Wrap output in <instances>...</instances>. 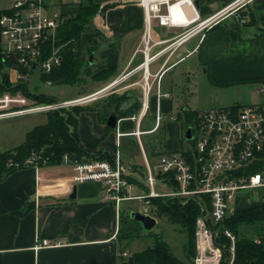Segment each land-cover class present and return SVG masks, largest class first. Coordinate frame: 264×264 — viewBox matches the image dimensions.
I'll use <instances>...</instances> for the list:
<instances>
[{
    "label": "crops",
    "instance_id": "0c3cea01",
    "mask_svg": "<svg viewBox=\"0 0 264 264\" xmlns=\"http://www.w3.org/2000/svg\"><path fill=\"white\" fill-rule=\"evenodd\" d=\"M82 1L85 5L89 3V0ZM195 1H200V7L203 3L209 8L212 16L236 0ZM93 2L113 7L100 11L94 18V29L82 36L83 51L98 41L96 73L111 68L115 71L101 80H88L85 85L93 82L92 87L79 97L117 82L109 94L84 106L98 110L107 97L127 94L126 101L131 102L126 105L123 101L121 110L131 109L136 97L142 108L146 22L141 0ZM248 6L259 25L264 27V0H254ZM233 12L235 10L221 20V28L209 29L203 35H194L189 29L160 26L154 34L151 27L149 56L156 58L148 66L152 91L148 97V114L141 123L143 132H147L143 129L145 119L151 116L155 120L159 109L163 114V125L179 98L174 90H184V84L195 73H200L203 83L211 91L242 90L239 101L244 91H258L264 85V36L259 35L256 27H230L229 17ZM213 98L212 95L205 99L213 101ZM182 101V111L193 110L184 97ZM97 110L80 114L83 118L79 117L78 133L83 147L90 152L106 151L114 156L120 151L124 162H128L133 154L124 153L122 147L127 138L138 139L133 135L138 121L120 118L113 110L119 121L116 129L108 131L107 122L102 121ZM200 111L203 110L195 112ZM125 122H131L135 128L124 130ZM170 132L172 139L167 142V147L171 145V148L163 154L183 150L180 131L172 129ZM119 134L122 135L120 138ZM126 164L134 173L139 171L134 165ZM74 174V164L65 160L59 166L18 170L0 182V264H122V245L117 238L120 214L106 197L102 183H76Z\"/></svg>",
    "mask_w": 264,
    "mask_h": 264
},
{
    "label": "built area",
    "instance_id": "2783aa9c",
    "mask_svg": "<svg viewBox=\"0 0 264 264\" xmlns=\"http://www.w3.org/2000/svg\"><path fill=\"white\" fill-rule=\"evenodd\" d=\"M68 1L19 0L12 8L0 11V121L37 114L46 115L85 105L98 100L116 86L117 82H114L85 97L45 104L26 97L21 90H13L19 83L35 75L36 71L47 75L61 65L62 59L57 48H53L48 58L43 57L45 46L54 44L57 31L66 20L62 10ZM252 1L254 0H236L220 12L203 18L195 0H141L146 22L145 63L142 65L145 66V100L140 112L131 117L138 121L134 136L141 140L146 133L141 129V123L148 114V97L152 91L148 66L156 58L149 56L152 50L153 21H157L161 28L189 29L194 35H203L220 23L230 11L236 12ZM14 71L18 72V76H14L15 82L12 76ZM45 84L48 87L53 85L51 81ZM260 91L264 94V85L260 87ZM162 121L163 114L159 109L155 115V126L149 133L157 131ZM192 135L195 144L191 152L192 158H187L184 151L165 153L160 157L159 166L156 168L150 165L140 141L147 166L146 184L143 185L148 192L144 196L131 194L138 188L130 181V178H134V170L124 162L120 151L116 153L113 162L92 160L74 163L73 180L76 183H102L106 197L119 214L123 205L128 202H142L145 206L143 214L152 216L151 198L177 197L185 203L191 198L209 195L211 209L202 204V214L196 222V256L192 264H235L238 238L222 225L235 212L239 196L250 192L264 193V169L251 174L245 171L255 163L264 162V103L242 106L239 109L228 107L200 111ZM121 136L119 134V138ZM66 160L70 161L68 158ZM30 162L34 164V168H39L35 159ZM159 174L172 177L161 180L158 178ZM172 180L177 187L171 193L157 191L158 184L172 185ZM252 198L251 201L259 199ZM220 237L225 242L220 241ZM257 243L260 241L257 240ZM122 256L129 257L130 253L126 251Z\"/></svg>",
    "mask_w": 264,
    "mask_h": 264
},
{
    "label": "trees",
    "instance_id": "16d2710c",
    "mask_svg": "<svg viewBox=\"0 0 264 264\" xmlns=\"http://www.w3.org/2000/svg\"><path fill=\"white\" fill-rule=\"evenodd\" d=\"M248 5L246 4L238 10L243 17L239 18V20L233 18L230 21V27L236 29L256 27L259 35L264 36V27L259 25L255 13ZM111 7L113 6H101L93 2V0H89L86 5L81 0H69L63 6L62 15L66 17V20L57 31L54 44L50 43L45 46V55L43 57L48 58L52 54L53 48H57L59 49L62 62L50 74L41 75L44 83L51 81L53 85L74 86L86 84L87 80H101L113 74L115 71L113 68L102 69L101 72L96 73V64L94 61L92 64L90 63L91 55L94 56L93 60H95V55L99 50L98 41H95L86 51H83L82 47V36L92 32L94 29V18L100 11H106ZM200 13L203 18H207V15L211 16L209 8L203 3L200 7ZM221 23L222 21L213 28H221ZM13 90H21L26 97L34 99L38 103L58 102L39 90L33 89L31 87V77L19 83ZM127 98V94L111 96L107 99L108 102L105 107L98 110L94 109V107L80 105L46 114V122L28 132L25 141L19 147L0 153V179L5 180L18 170L34 167V164L32 165L30 162L32 159H35V164L38 167L62 165L66 158L70 156H75L78 163L92 160L113 162L115 156L109 152H90L83 147L78 133L79 117L82 112L97 110L102 121L106 123L112 111L115 110L120 118H131L140 112L141 103L136 97L132 103V108L121 112V104ZM241 107L238 104L232 106L233 109ZM198 114L199 112L190 110H183L182 113H179L178 120L185 119L190 124L189 127L184 128L182 123L185 132L188 128H191L192 133H194L198 122ZM106 128L108 131L112 130L107 126ZM162 133L165 136L162 124L157 131L152 133L157 135L156 146H162L164 143V136L160 138ZM189 143H192L193 149L194 142L190 141ZM132 144L126 143L122 147L123 152L134 154ZM127 145L128 147H126ZM192 149L183 148L182 150L189 159L192 158ZM164 154L157 151L151 156L161 157ZM70 162L73 163L72 161ZM263 169L264 162H258L246 168L245 171L251 174ZM170 177L172 176L158 175L161 180H166ZM130 181L136 184L138 188L148 192V189L141 182L134 178H130ZM171 182L172 188H176V182L174 180ZM252 196L253 192L239 196L236 200L235 212L222 225V227L231 230L238 238L235 264H264V193L261 192L259 199L256 201H251ZM202 204L211 209V197L209 195H200L189 199L185 203L177 197L165 196L150 199V214L156 219H166L170 224L179 227L181 233L185 235L184 260L179 259L174 254L162 234L153 235L154 241L149 248L132 255L130 254L129 257H123L122 254L127 250L123 243L131 242L138 237L140 229L136 225L138 223L131 218L132 212L128 215L121 212L120 228L117 236L118 241L122 245L120 250L121 263L130 264V257H133V264H192L196 256V222L202 214ZM219 240L225 242L223 237H220ZM257 240L260 243H257Z\"/></svg>",
    "mask_w": 264,
    "mask_h": 264
},
{
    "label": "rangeland",
    "instance_id": "374dc122",
    "mask_svg": "<svg viewBox=\"0 0 264 264\" xmlns=\"http://www.w3.org/2000/svg\"><path fill=\"white\" fill-rule=\"evenodd\" d=\"M17 1L19 0H0V11H5L12 8L13 4ZM74 1H80V0H74ZM242 17L243 16L241 15V12L239 13L237 10L236 12H233L232 15L229 17L230 18L229 23H231L230 21H232L233 18L239 20V18ZM157 26L159 27L157 21L154 20L152 23L154 34ZM184 30L188 31L187 29ZM93 61L95 63V60ZM204 71L205 69H203V72ZM41 75L42 74L39 70L35 72V75L31 77V87L33 89L39 90L48 97L54 98L57 101H66L77 98L84 94V90L92 87V83H93L90 82V85L87 86L85 84L74 85V86L56 84V85H52L51 87H48L41 79ZM199 75L200 73L199 74L195 73L190 79H188V81H186V83L184 84V90L180 92H176V90H174L175 92L174 94L177 95V97L179 98L177 101H175L172 113L166 115L165 121L163 122L165 136L162 133L161 134L162 136L160 138H163L164 136L165 139L162 146L161 145L156 146L157 143L155 141L157 135L149 133L155 124V120L151 116H148L144 121L143 129H145V131L147 132L146 135H143L141 140L136 139L134 137H129L126 139L127 143H133L132 145L134 148V152H133L134 154L128 159V162L126 161V163H130L131 165H134L135 167L138 168L139 171L137 173H133L132 176L142 184H146L147 166H146V159L142 153L141 144L143 148H145L147 151L146 153L147 159L150 162L152 168H156L159 166L160 158L153 157L151 156V154H154L157 151L165 152L171 148V145H168L167 147V142H169V140L172 139V135L170 134L171 133L170 131H172V129H175L178 132L180 131L179 134L182 139V147L185 149H192V143H189L185 140V131L182 127V123L184 125V128L189 127L190 124L185 119H182L181 121L178 120L179 113H182V104H183L182 97L185 98V102L190 104V107L193 109L192 110L193 112L198 111L200 109L205 111L210 109L228 108L236 104L241 106H252L264 102V94L261 93L260 89L258 91L255 90L244 91V95L239 98L240 99L239 101L238 97L239 94L243 92L242 90L229 89L224 91H214V90L211 91L205 86L201 78L202 76ZM12 76L15 82L16 78L14 79V76L15 77L18 76V72L14 71L12 73ZM212 95L215 98V99L213 98V101L212 99L210 100L205 99L206 97L210 98ZM217 96H219V99H217ZM107 98L102 103L101 106L102 109L105 107V105L108 102ZM130 102L131 101H126V99L124 100V103L126 105H129ZM128 110L129 109H122L121 111L124 112ZM82 118L83 117H81V119ZM45 122H46L45 114H37V115L12 118V119H6L0 121V153L9 150H14L17 148V146L19 147L25 141L26 134L28 132L33 130L36 126L44 124ZM170 125H173V128ZM134 126L135 125H133L131 122H125L123 124L124 130L126 131H132L135 128ZM126 147H128V145ZM156 189L158 192L163 194L171 193L173 191L172 186L169 184H165V185L158 184L156 186ZM131 194L134 196H144L146 195V191L141 188H136L131 192ZM260 194L261 192L259 193L254 192L252 199L259 198ZM144 208L145 206L143 205L142 202H128L123 205L122 212L125 215L126 214L128 215L129 213L135 210L137 212L144 213ZM136 225L140 229L139 236L136 237L131 242L123 243V245L126 246L127 250L131 253V255L149 248L153 244L154 234H162L166 242H168V244L172 248L174 254L181 260L185 259L184 245L186 242V237L183 233H181L179 227L170 224L164 218L157 219V225L151 232H146L139 223Z\"/></svg>",
    "mask_w": 264,
    "mask_h": 264
},
{
    "label": "water",
    "instance_id": "95a60500",
    "mask_svg": "<svg viewBox=\"0 0 264 264\" xmlns=\"http://www.w3.org/2000/svg\"><path fill=\"white\" fill-rule=\"evenodd\" d=\"M195 4H196V7L198 9H200V1H196ZM93 57H94L93 55H91V57H90V63L91 64L93 63ZM118 121H119V118H118L117 114L115 112H112L111 115L109 116L108 120H107V127H109L110 129H116L117 125H118ZM185 140L187 142H190L193 140L191 128H188L186 130ZM68 159L70 161H72L73 163L77 162L75 156H70ZM1 181L2 180L0 179V182ZM131 218L133 220H135L137 223H139L146 232H151L157 225V219L156 218H154L150 215H146V214L137 212V211H134L131 213ZM133 263H134L133 257H130V264H133Z\"/></svg>",
    "mask_w": 264,
    "mask_h": 264
}]
</instances>
